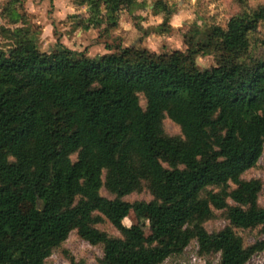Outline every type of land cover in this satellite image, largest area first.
<instances>
[{
    "label": "trees",
    "instance_id": "16d2710c",
    "mask_svg": "<svg viewBox=\"0 0 264 264\" xmlns=\"http://www.w3.org/2000/svg\"><path fill=\"white\" fill-rule=\"evenodd\" d=\"M121 1L72 0L88 8L77 25L100 36L115 29ZM235 2L239 10L224 27L194 23L183 34L184 50L117 40L89 57L58 37L41 49L25 0H5L0 264H45L73 230L101 245L99 264H161L192 241L200 256L219 254L218 264H245L264 251L262 181L242 178L261 159L264 168V55L253 53L264 45L255 37L264 5ZM152 11L163 18L156 32L169 31L171 6L156 0ZM199 56L214 64L199 67ZM165 117L180 135L165 133ZM143 190L149 201L123 199ZM26 194L31 207L22 212ZM131 211L151 217L147 234L137 224L121 227ZM216 212L227 224L208 231ZM104 220L120 236L99 229ZM235 228L259 236L245 245Z\"/></svg>",
    "mask_w": 264,
    "mask_h": 264
},
{
    "label": "rangeland",
    "instance_id": "374dc122",
    "mask_svg": "<svg viewBox=\"0 0 264 264\" xmlns=\"http://www.w3.org/2000/svg\"><path fill=\"white\" fill-rule=\"evenodd\" d=\"M72 2V0H70ZM156 0H122L119 4V19L128 27L124 32L111 33L115 29L107 33H102L101 38L109 41V46L113 47L117 44V40L122 45H138L148 48L155 52H170L172 50H184L183 34L187 32L194 23L200 24H218L225 26L229 18L238 12L239 7L235 0H163L174 10V14L169 20L171 29L167 32L157 33L159 24L162 22V14H154L152 7ZM5 0H0V7ZM73 3V2H72ZM250 6L264 5V0H248ZM53 10V6L50 5ZM83 12L84 7H77ZM81 12V13H82ZM82 16H85L82 15ZM81 18L77 15H68L66 22H72L71 26L77 25ZM32 22L40 28L38 23L31 18ZM3 22L0 20V24ZM61 22H59L60 25ZM57 35V30L55 36ZM256 38L264 37V23L261 24L255 33ZM44 42H40V48L46 50ZM9 42L0 35V48L7 49ZM253 53L256 55H264V45L254 48ZM214 64L212 56L197 57V65L201 68L210 67ZM143 105V101H141ZM165 133L168 135H180V128L167 117L163 120ZM242 178H259L262 181V190L259 194L258 201L264 206V168L262 159L258 165L243 173ZM100 193L105 197H111L104 189ZM126 201L133 202L136 200L149 201L151 196L147 190L140 193H132L123 198ZM31 207L30 195H23L20 203L22 212H26ZM219 212H216L215 218L205 223L208 231L217 230L227 224ZM151 217L144 212L131 211L127 217L121 222V227H127L130 224L139 225L147 234L149 232V224ZM97 227L110 236H120V231L113 227L107 220L98 224ZM235 232L240 235L245 245L252 243L259 236L258 229L242 230L235 228ZM65 254H71L76 261L81 264H99L98 260L102 257L101 245H91L87 241L81 239L75 230L71 231L67 239L58 247L52 250L51 255L45 260V264H69L65 258ZM219 254L200 256L197 254V245L192 241L185 250L179 255L168 257L161 264H218ZM245 264H264V251L253 255Z\"/></svg>",
    "mask_w": 264,
    "mask_h": 264
},
{
    "label": "crops",
    "instance_id": "0c3cea01",
    "mask_svg": "<svg viewBox=\"0 0 264 264\" xmlns=\"http://www.w3.org/2000/svg\"><path fill=\"white\" fill-rule=\"evenodd\" d=\"M50 5L54 7L53 10ZM76 8L70 0H25L27 13L40 26V42L48 44L46 49H49L58 37L71 50L84 52L89 57L109 52L110 42L101 38L99 29L83 28L76 24L71 26L72 22H66L68 15H77L82 19L87 16V7H84L83 12ZM84 14L85 16H82ZM127 27L124 22L118 21V26L111 33L124 32Z\"/></svg>",
    "mask_w": 264,
    "mask_h": 264
}]
</instances>
